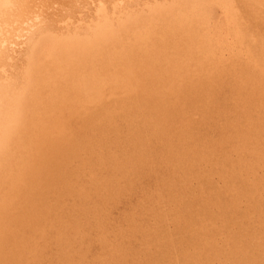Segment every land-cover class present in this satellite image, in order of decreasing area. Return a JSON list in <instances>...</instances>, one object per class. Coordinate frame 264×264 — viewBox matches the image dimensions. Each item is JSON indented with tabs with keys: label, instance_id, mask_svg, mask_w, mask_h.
Masks as SVG:
<instances>
[{
	"label": "bare ground",
	"instance_id": "obj_1",
	"mask_svg": "<svg viewBox=\"0 0 264 264\" xmlns=\"http://www.w3.org/2000/svg\"><path fill=\"white\" fill-rule=\"evenodd\" d=\"M0 264H264V0H0Z\"/></svg>",
	"mask_w": 264,
	"mask_h": 264
}]
</instances>
